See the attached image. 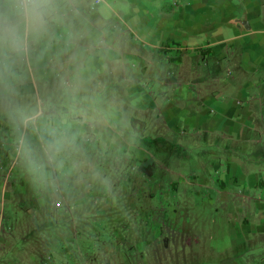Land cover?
I'll list each match as a JSON object with an SVG mask.
<instances>
[{
	"label": "rangeland",
	"instance_id": "rangeland-1",
	"mask_svg": "<svg viewBox=\"0 0 264 264\" xmlns=\"http://www.w3.org/2000/svg\"><path fill=\"white\" fill-rule=\"evenodd\" d=\"M95 1H87L86 23L109 34L113 28L114 34L125 33L107 7L111 2L100 1L102 4L97 6ZM102 7H106V14H109L104 22H101ZM97 21L100 22L96 25ZM55 56L53 50L47 61L48 71L56 64ZM121 61L125 67L136 66L138 71L114 75L118 77L117 82H111L109 75L99 77L106 85L107 99L118 114L119 123L112 129L129 144L133 142L146 149L154 159H164L165 163L179 159L180 165L178 168L171 166L172 171L168 168L167 172L158 168L153 181L156 189L154 186L143 188L133 197L128 184L138 175L139 162L121 146L113 150L107 148L103 135L109 134L108 129L100 128L93 151L104 175L109 178L110 190L97 183L88 184L84 189L77 185L72 191L73 197L68 198L60 194L62 191L45 190L37 188L33 182L30 186L26 183L25 178H31L17 161L8 129L0 122V264H264V254L246 256L248 253L241 247H230L229 226L237 220L228 217L230 212L234 216L238 210L254 212L258 196H262L259 201L264 200L262 189L251 190L247 197L236 201V205L224 204L217 191L208 197L191 178L212 174V164L225 165L229 156L239 166L254 170L264 167V159L259 160L256 155L264 149V138L259 137L261 129L264 131V87L255 90L253 96L258 100L251 107L254 122L250 124L254 128L249 132V142L241 141L236 135L228 140L227 134L219 129L216 134L207 133L200 129L202 127L183 120L177 130H170L174 132L171 133L160 118L159 109L145 108L142 92L162 102L177 99L186 109L187 95L191 93L192 98L202 99L211 96V92L200 91V97L192 87L191 90L183 89V95L172 87H149L142 92L129 90L133 78L147 86L150 74L139 70L140 64L131 65L126 57ZM195 61L189 59L190 65ZM209 64L210 70L212 63ZM167 65L171 69L174 67L170 63ZM220 70V81L228 80L231 70L224 69V65ZM195 76L207 78L208 73ZM168 77L176 81L175 73L169 72ZM48 83L49 86L54 83V76L49 77ZM225 94L230 100L240 98L239 91L233 90L219 91L214 99H222ZM15 182L18 195L11 192ZM122 184L128 187L126 196ZM96 189L100 191L98 195H94ZM176 228L190 235V245L182 249L180 243L165 247L163 238ZM143 238L149 242L141 243Z\"/></svg>",
	"mask_w": 264,
	"mask_h": 264
},
{
	"label": "crops",
	"instance_id": "crops-1",
	"mask_svg": "<svg viewBox=\"0 0 264 264\" xmlns=\"http://www.w3.org/2000/svg\"><path fill=\"white\" fill-rule=\"evenodd\" d=\"M105 1L111 2V6L107 7L112 10L116 22L123 27L122 31L127 33V36L125 33L114 34L115 29H112L110 35L113 37L116 63L109 64L100 76L109 75L108 79L111 82H117L118 77L114 75L138 71L133 65L135 63L140 64L139 70L142 69L144 73L150 75L146 79L145 87L133 78L129 90L142 92L149 87L150 89L172 87L183 95V89L191 90L189 88L192 87L198 91L200 97H202L200 91L209 90L211 96H203L202 99L192 98L191 93L186 99L182 98L186 100L185 105L188 109L182 107L184 104H178L177 99L162 102L159 98L147 95L146 92H142V95L145 99V108L159 109L160 118L168 128L167 131L171 133L174 132L170 130H177L183 120L186 123H194L196 127H202L200 129L207 133L216 134L219 129L222 134H227L228 140L236 135L241 141H250L249 132L254 128L250 124L254 122L251 107L255 105L254 101L258 100L253 96L255 90L264 87V0ZM101 2L104 3V0ZM101 2L97 6L101 5ZM107 10L106 7L100 8L103 17L101 22L109 15L106 14ZM100 21H97L96 25ZM122 57H126L133 66L125 67L121 61ZM189 59L196 61L190 65ZM184 60L188 65H185ZM209 62L212 63L210 70ZM168 63L174 65L173 69L168 67ZM222 65L224 69L231 70L228 80L219 79L223 70H220ZM169 72L176 74V81L168 77ZM206 72L207 78L195 76ZM209 73L213 76H209ZM233 74L235 76H232ZM233 90L239 91V99L230 100L227 94L222 99H214L219 91ZM108 133L103 135L107 148L113 150L115 146H121L123 151H130L133 154L134 160L138 161L140 166L149 160L155 163L152 176L149 175V170L146 172L142 171L140 166L137 168L138 175L131 178L128 184L130 195L133 197L143 188L151 189V186L152 188L154 186L156 189L153 181L158 168L166 172L169 168L172 171V167L178 168L181 163L179 159L174 163H165L163 159L162 163L161 159H154L146 149L133 142L129 144L128 140L112 128H108ZM259 137L264 138L262 129ZM226 148H229V145ZM256 155L259 156V160H263L264 149L257 151ZM236 163L229 156L225 165L212 164V174L197 179L196 176H191L192 183H196L195 185L204 190L208 197L217 191L224 204L236 205V201L247 197L251 190L259 187L264 193V167L261 170H254L253 167L251 169L249 166H239ZM25 179L30 186L32 180ZM12 185L11 192L18 195L16 182ZM85 186L81 185V189ZM120 186L123 195H128V187L124 184ZM61 191L60 194L68 198L74 195L72 191L57 192ZM27 193H30L29 189ZM99 193L100 191L96 189L94 195ZM199 195L202 193L199 192ZM259 200L256 201L257 208L254 212L238 210L234 216L231 212L228 214V217L237 220L234 225L229 226L230 247H241L248 253L246 256L264 254V200ZM125 241L128 239H124ZM163 241L165 247L180 243L178 245L182 249L183 246L190 245L192 240L183 229L176 228L168 233ZM147 242L149 239L141 240V243ZM244 246L248 247L244 249Z\"/></svg>",
	"mask_w": 264,
	"mask_h": 264
},
{
	"label": "clouds",
	"instance_id": "clouds-1",
	"mask_svg": "<svg viewBox=\"0 0 264 264\" xmlns=\"http://www.w3.org/2000/svg\"><path fill=\"white\" fill-rule=\"evenodd\" d=\"M87 7L0 0V122L34 185L54 192L91 183L110 190L93 148L97 129L119 123L99 79L116 60L113 37L86 23Z\"/></svg>",
	"mask_w": 264,
	"mask_h": 264
},
{
	"label": "trees",
	"instance_id": "trees-1",
	"mask_svg": "<svg viewBox=\"0 0 264 264\" xmlns=\"http://www.w3.org/2000/svg\"><path fill=\"white\" fill-rule=\"evenodd\" d=\"M155 167V163L153 160H149V161H146L145 163H143L141 166H140V169L142 171H146V170H149V175H153L154 173V168ZM147 172V171H146Z\"/></svg>",
	"mask_w": 264,
	"mask_h": 264
},
{
	"label": "built area",
	"instance_id": "built-area-1",
	"mask_svg": "<svg viewBox=\"0 0 264 264\" xmlns=\"http://www.w3.org/2000/svg\"><path fill=\"white\" fill-rule=\"evenodd\" d=\"M101 0H96L95 1V4H99Z\"/></svg>",
	"mask_w": 264,
	"mask_h": 264
}]
</instances>
